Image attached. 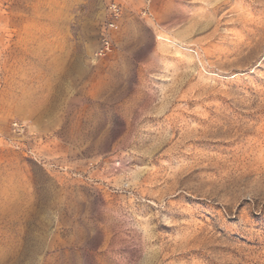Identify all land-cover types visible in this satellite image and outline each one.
<instances>
[{
    "label": "rangeland",
    "instance_id": "rangeland-1",
    "mask_svg": "<svg viewBox=\"0 0 264 264\" xmlns=\"http://www.w3.org/2000/svg\"><path fill=\"white\" fill-rule=\"evenodd\" d=\"M106 20L0 0V264H264V0Z\"/></svg>",
    "mask_w": 264,
    "mask_h": 264
},
{
    "label": "built area",
    "instance_id": "built-area-1",
    "mask_svg": "<svg viewBox=\"0 0 264 264\" xmlns=\"http://www.w3.org/2000/svg\"><path fill=\"white\" fill-rule=\"evenodd\" d=\"M102 2L107 20L100 33L99 47L94 53L97 58L104 57L111 52L110 36L118 31L123 15V0H102ZM13 127L15 131H19L16 124H13Z\"/></svg>",
    "mask_w": 264,
    "mask_h": 264
},
{
    "label": "bare ground",
    "instance_id": "bare-ground-1",
    "mask_svg": "<svg viewBox=\"0 0 264 264\" xmlns=\"http://www.w3.org/2000/svg\"><path fill=\"white\" fill-rule=\"evenodd\" d=\"M177 44V43H176Z\"/></svg>",
    "mask_w": 264,
    "mask_h": 264
}]
</instances>
